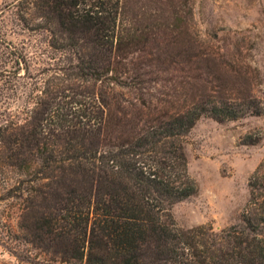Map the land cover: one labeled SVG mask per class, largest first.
Wrapping results in <instances>:
<instances>
[{
  "label": "trees",
  "instance_id": "obj_1",
  "mask_svg": "<svg viewBox=\"0 0 264 264\" xmlns=\"http://www.w3.org/2000/svg\"><path fill=\"white\" fill-rule=\"evenodd\" d=\"M15 2L44 49L38 74L16 57L21 104L0 128L18 210L13 254L30 264H264V158L237 223L184 228L173 212L199 191L186 152L196 123L264 115V74L244 42L201 40L193 0ZM263 138L260 129L244 142Z\"/></svg>",
  "mask_w": 264,
  "mask_h": 264
},
{
  "label": "rangeland",
  "instance_id": "obj_2",
  "mask_svg": "<svg viewBox=\"0 0 264 264\" xmlns=\"http://www.w3.org/2000/svg\"><path fill=\"white\" fill-rule=\"evenodd\" d=\"M193 29L201 40L215 37L224 45L240 40L255 57L264 74V0H193ZM15 0H0V128L13 125V110L21 100L13 98V71L17 56L29 60L30 73L43 68L44 34L25 26L17 17ZM22 67L24 64L22 63ZM22 75L28 76L24 69ZM264 133V115L220 123L200 119L186 139L191 175L197 180L196 195L179 202L174 215L180 226L212 224L221 230L239 221L248 202L249 178L264 158V138L246 144L245 136ZM7 132V131H6ZM1 151V148H0ZM13 168L0 163V264H30L13 254V226L18 210L13 207ZM28 246L17 248L22 256ZM28 252L34 256L36 252ZM39 264H43L42 260Z\"/></svg>",
  "mask_w": 264,
  "mask_h": 264
}]
</instances>
